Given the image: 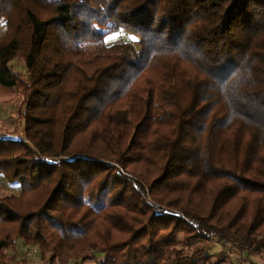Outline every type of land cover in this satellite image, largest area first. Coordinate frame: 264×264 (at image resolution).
<instances>
[{
    "label": "trees",
    "instance_id": "obj_1",
    "mask_svg": "<svg viewBox=\"0 0 264 264\" xmlns=\"http://www.w3.org/2000/svg\"><path fill=\"white\" fill-rule=\"evenodd\" d=\"M0 20L20 93L0 264L19 242L47 264L264 251V0H0Z\"/></svg>",
    "mask_w": 264,
    "mask_h": 264
},
{
    "label": "rangeland",
    "instance_id": "obj_2",
    "mask_svg": "<svg viewBox=\"0 0 264 264\" xmlns=\"http://www.w3.org/2000/svg\"><path fill=\"white\" fill-rule=\"evenodd\" d=\"M6 31V23L0 20V34ZM115 33V32H114ZM111 33L108 37V42H113L118 39L132 40L130 35L121 32L112 36ZM11 66L17 71H24L25 68L22 64L14 61ZM20 102V93L17 90L8 89L0 86V136L15 137L19 133L15 132L17 123V107ZM20 192L19 185L10 184L4 177H0V195L18 194ZM219 246V245H218ZM213 248L210 251H219V247ZM35 247V246H34ZM28 247L23 242H19L14 248L9 249V253L13 256L14 264H47L41 257L40 249L36 255L27 256V254L34 249ZM229 261L226 264H264V251L252 254L249 257L244 254H237L234 251L228 252ZM60 264V263H58ZM62 264H96L95 262H76L71 260Z\"/></svg>",
    "mask_w": 264,
    "mask_h": 264
},
{
    "label": "built area",
    "instance_id": "obj_3",
    "mask_svg": "<svg viewBox=\"0 0 264 264\" xmlns=\"http://www.w3.org/2000/svg\"><path fill=\"white\" fill-rule=\"evenodd\" d=\"M39 252L38 248L37 247H34L33 250H31L28 255H36L37 253Z\"/></svg>",
    "mask_w": 264,
    "mask_h": 264
},
{
    "label": "crops",
    "instance_id": "obj_4",
    "mask_svg": "<svg viewBox=\"0 0 264 264\" xmlns=\"http://www.w3.org/2000/svg\"><path fill=\"white\" fill-rule=\"evenodd\" d=\"M17 244H19V243H17Z\"/></svg>",
    "mask_w": 264,
    "mask_h": 264
}]
</instances>
